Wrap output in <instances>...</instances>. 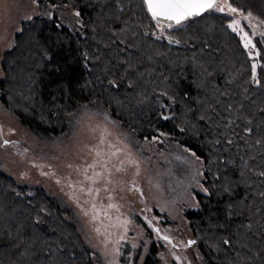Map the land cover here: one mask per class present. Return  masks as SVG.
Wrapping results in <instances>:
<instances>
[{
    "label": "trees",
    "instance_id": "trees-1",
    "mask_svg": "<svg viewBox=\"0 0 264 264\" xmlns=\"http://www.w3.org/2000/svg\"><path fill=\"white\" fill-rule=\"evenodd\" d=\"M228 3L239 11L162 31L141 0H37L1 52L0 103L38 139L65 134L89 105L137 140L195 153L203 189L186 218L197 261L264 264V29L246 49L229 27L235 14L264 20V0ZM155 238L134 264H176ZM99 256L58 197L0 164V264H100Z\"/></svg>",
    "mask_w": 264,
    "mask_h": 264
},
{
    "label": "rangeland",
    "instance_id": "rangeland-1",
    "mask_svg": "<svg viewBox=\"0 0 264 264\" xmlns=\"http://www.w3.org/2000/svg\"><path fill=\"white\" fill-rule=\"evenodd\" d=\"M37 7L29 0H4L0 4V55L9 43L18 19L38 10ZM244 15L247 13L235 14L233 19L241 21L240 27L255 44L254 36L264 29V24L255 16L244 20ZM103 113L94 106L88 105L86 109L82 106L70 118L65 134L50 135L42 140L26 130L0 103V164L3 170L18 182L43 187L58 197L80 223L88 243L97 248L100 264H109L113 260L116 264H134V253L156 239L153 225H158L175 243L166 244L169 245L165 249L169 259L176 264H200L197 250L187 243L191 234L186 218V212L197 205L195 192L203 189L199 159L175 142L169 146L170 143L158 144L146 138L137 140L124 132L119 124L108 123L114 120L107 116L106 121ZM77 120H80L79 124ZM105 127L110 133L108 142L121 151L110 159L106 155L107 180H99L93 185L84 179L83 169L96 159L90 149L98 143L100 129ZM5 140L10 143L4 144ZM104 148L108 154L107 145ZM129 155L136 164L129 162ZM117 168L121 170L117 171ZM95 171L104 169L98 165ZM88 174L91 175V170ZM81 187H98L100 192L88 195ZM92 203H96L98 209L102 206L107 210L111 220L101 212L99 219L93 221ZM108 204L116 207L107 208ZM86 211L88 215H85ZM123 221L127 224L123 225ZM101 223L108 226L111 234L107 245L106 237L94 230ZM146 229L150 231L149 236ZM121 236L123 240H120ZM116 247L120 249L118 255L112 252ZM140 250L138 253L144 249ZM124 253H128V259L121 260Z\"/></svg>",
    "mask_w": 264,
    "mask_h": 264
},
{
    "label": "snow or ice",
    "instance_id": "snow-or-ice-1",
    "mask_svg": "<svg viewBox=\"0 0 264 264\" xmlns=\"http://www.w3.org/2000/svg\"><path fill=\"white\" fill-rule=\"evenodd\" d=\"M37 0H33V3H36ZM142 5L146 8L147 13L150 15L151 19L156 22V27L161 29L163 31L165 24L164 21H169L170 23L167 24L168 28H172L174 25H182V23L186 20H188L190 17L193 16H199L203 12H207L210 10H216L219 12L227 11L230 14L237 13L239 10L235 7H232L230 3H228V0H224V3L221 4L218 2V0H141ZM4 0H0V4H3ZM79 15V13H76ZM252 17V13L248 12L247 15H244V20H249ZM30 18V17H29ZM261 24H264V20L260 21ZM241 21L239 19H233L231 23L229 24V27L232 28L234 32L240 33V39L243 41V47L246 49H254L256 47L255 44H253L251 37L249 34L240 27ZM261 35H264V33H261ZM174 43H179V41H173ZM249 55H252V52L249 51ZM256 56H259L260 53L256 52ZM256 69L257 64H252V74L253 79H256ZM257 83H259L258 80H256ZM86 109V106H84ZM85 115H88L87 112H85ZM104 118L106 121H108L107 113H103ZM77 123H80V120H77ZM110 124H116L115 121H108ZM95 131V129H94ZM246 131L251 132L252 129L248 128ZM110 135L107 127L100 129V135L98 143L93 145L90 149L91 152L95 154L96 159L93 160L92 163L88 164L83 169L84 179L86 181L91 182V184L95 185L97 181L99 180H107V176L105 175L106 172H108L107 169V159H110L111 156L117 155L118 152L121 151L120 148L116 147V145L111 144L108 142V136ZM10 141L5 140L4 144H8ZM15 143V142H12ZM231 143V141H230ZM257 143H260V141H257ZM107 145L109 149V153H105L104 146ZM107 155V159L105 158ZM195 155V153H193ZM129 162L132 164H136L137 162L135 160H132L129 155ZM123 164V162H121ZM100 165L104 171H95L97 166ZM71 167V165H70ZM89 170H91V175H89ZM117 171H120L121 169L117 168ZM138 170V169H137ZM110 174V173H109ZM260 175L264 176V172L260 173ZM111 181H108L110 183ZM81 191H86L88 195H92L95 193L96 195L99 194L100 188L96 187H88L85 189L84 187H81ZM204 191H207V189H204ZM109 199L111 197L109 196ZM116 205L108 204L107 208H114ZM92 220L96 221L99 219V216L101 212L103 213V216L107 217L109 220H111V217L108 215L107 210L103 209L101 206L98 209V206L96 203H92ZM89 213L86 211L85 215H88ZM123 225L127 224V221L122 222ZM148 224L151 225V220L148 221ZM95 232L98 234L102 233L106 239H105V245L108 243V237H110V233L108 232V226L103 225L102 223L95 227ZM157 232H159V229H155ZM165 241L169 240L168 236L162 237ZM124 237L121 236L120 240H123ZM196 241H188V245L195 244ZM224 244H229L230 241L224 240ZM116 244H119V240L116 241ZM186 245V246H188ZM135 247V245H133ZM119 247L113 248L112 252L115 255L119 254ZM107 254V252L105 253ZM176 259H180V257H176ZM109 264H116L115 260L109 262Z\"/></svg>",
    "mask_w": 264,
    "mask_h": 264
},
{
    "label": "flooded vegetation",
    "instance_id": "flooded-vegetation-1",
    "mask_svg": "<svg viewBox=\"0 0 264 264\" xmlns=\"http://www.w3.org/2000/svg\"><path fill=\"white\" fill-rule=\"evenodd\" d=\"M155 227H158V229H159V232H157L155 229ZM152 229V228H151ZM155 233H157L156 235L159 237V238H161V239H163L162 237H164V236H162V234L160 233V232H162V233H165V232H163L161 229H160V227L158 226V225H153V229H152ZM166 234V233H165ZM168 235V234H167ZM169 236V235H168ZM191 239V238H190ZM164 240V239H163ZM188 241H191V240H187V243H188ZM167 242H172V238L169 236V240L167 241ZM173 243V242H172ZM171 243V244H172ZM173 244H175V243H173ZM177 246V245H176Z\"/></svg>",
    "mask_w": 264,
    "mask_h": 264
},
{
    "label": "water",
    "instance_id": "water-1",
    "mask_svg": "<svg viewBox=\"0 0 264 264\" xmlns=\"http://www.w3.org/2000/svg\"><path fill=\"white\" fill-rule=\"evenodd\" d=\"M218 2H219V0H218ZM210 11H213V10H210ZM203 13H205V12H203ZM203 13H201V14H203ZM201 14H200V15H201ZM200 15H199V16H200ZM196 17H198V16H193V17H190L189 19H193V18H196ZM189 19H188V20H189ZM186 21H187V20H186ZM184 22H185V21H184ZM163 23H164L165 25H167V24L170 23V22H169V21H164ZM174 26H176V25H174ZM155 228L157 229L158 227H155ZM160 233L162 234V236H168V235L165 234V233H162V232H160ZM168 237H169V236H168Z\"/></svg>",
    "mask_w": 264,
    "mask_h": 264
}]
</instances>
